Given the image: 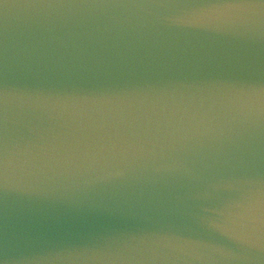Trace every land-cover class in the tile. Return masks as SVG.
Returning a JSON list of instances; mask_svg holds the SVG:
<instances>
[{
    "label": "water",
    "instance_id": "water-1",
    "mask_svg": "<svg viewBox=\"0 0 264 264\" xmlns=\"http://www.w3.org/2000/svg\"><path fill=\"white\" fill-rule=\"evenodd\" d=\"M166 3L0 0V264H264V11Z\"/></svg>",
    "mask_w": 264,
    "mask_h": 264
},
{
    "label": "snow or ice",
    "instance_id": "snow-or-ice-1",
    "mask_svg": "<svg viewBox=\"0 0 264 264\" xmlns=\"http://www.w3.org/2000/svg\"><path fill=\"white\" fill-rule=\"evenodd\" d=\"M221 2V0H167L165 6L187 8L199 10L202 15H209L208 8ZM228 4L253 5L259 4L264 11V0H222ZM246 88L258 94L261 99L262 109H264V83L258 87L255 84H248ZM2 95V94H0ZM4 110L0 102V189L7 181L8 149L7 138L4 130ZM218 198V206L211 209L222 217L225 223L215 224L228 227L232 225L236 228L252 231L259 225L261 236L264 237V177L260 180V188L257 192L254 183L247 181L238 186H228L221 190Z\"/></svg>",
    "mask_w": 264,
    "mask_h": 264
}]
</instances>
